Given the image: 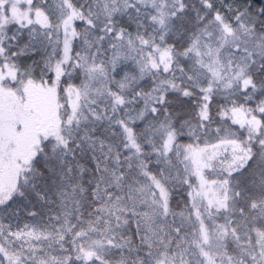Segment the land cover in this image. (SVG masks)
Returning a JSON list of instances; mask_svg holds the SVG:
<instances>
[{
	"label": "snow or ice",
	"instance_id": "obj_1",
	"mask_svg": "<svg viewBox=\"0 0 264 264\" xmlns=\"http://www.w3.org/2000/svg\"><path fill=\"white\" fill-rule=\"evenodd\" d=\"M0 264H264V0H0Z\"/></svg>",
	"mask_w": 264,
	"mask_h": 264
}]
</instances>
